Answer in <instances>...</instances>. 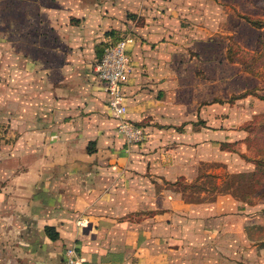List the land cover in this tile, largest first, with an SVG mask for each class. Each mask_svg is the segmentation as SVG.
Instances as JSON below:
<instances>
[{"label":"crops","instance_id":"obj_1","mask_svg":"<svg viewBox=\"0 0 264 264\" xmlns=\"http://www.w3.org/2000/svg\"><path fill=\"white\" fill-rule=\"evenodd\" d=\"M78 1L85 11L132 15L108 29L113 34L104 30L102 38L77 43L68 41L70 31L60 39L65 43L55 42L50 26V42L38 48L47 55L39 51L19 70L17 93L8 89L0 112V264H61L68 247L82 264H227L225 232L234 222L242 228L246 223L210 217L216 212L202 201H176L171 210L170 189L153 188V179L192 181L199 175L194 161L217 160L215 116L202 115L201 89L188 105L185 97L186 67L197 61L185 60L188 49H198L201 57L204 48L216 47V29L194 25L189 12L201 11L203 0ZM43 3L34 11L58 9V0ZM184 15L194 28L182 26ZM127 29L133 32V72L124 89L126 118L144 128L143 140L134 145L117 131L92 70L102 45ZM200 29L205 37L195 33ZM67 43L72 50L58 49ZM206 69L190 77L198 78V88L201 82L209 88L203 101L211 108L216 79ZM187 106L197 118H186ZM46 226L56 239L47 236Z\"/></svg>","mask_w":264,"mask_h":264},{"label":"rangeland","instance_id":"obj_2","mask_svg":"<svg viewBox=\"0 0 264 264\" xmlns=\"http://www.w3.org/2000/svg\"><path fill=\"white\" fill-rule=\"evenodd\" d=\"M44 4L43 0H0V112L2 101L9 95L8 89H14L17 93L19 70H23L24 65L28 66L27 61L32 58L38 59V52L43 53L38 48H43L45 43L50 42V26L57 31V36L53 39L55 42L65 43V40L60 39H65L64 33L70 31L72 38L68 41L77 43L84 39L91 41L103 37L104 30L119 26L118 21L132 15L128 11H85L83 8L87 5L78 0H58L57 11H34L36 6L43 7ZM201 8V11L189 12L195 14L194 25L203 29H216V47L212 45L211 48H204L201 57L196 53L197 48H194L197 49L195 52L188 49L185 60L188 62L189 57L194 59V56L203 64L201 68H198L196 60L194 64H187L185 97L188 105L197 90L201 89L203 98L200 107L204 109L202 115L207 119L215 116L212 123L214 129L218 130L217 160L199 163L194 161L199 175L192 181L183 177L169 182L153 179V188L156 193L170 189L171 210L176 201H202L204 205L211 206L212 213L216 212L210 217L222 214L227 215L231 222L238 219L244 221L246 225L243 228L239 220L231 225L230 231L225 232L229 233L225 237L226 241L221 242L226 248L225 263L264 264V100L261 99L264 98V27L255 28L243 18L247 16L264 21V0H203ZM100 15L102 18L98 17ZM188 18L191 17L184 15L181 24L192 29L193 24H190ZM105 19L106 24H103L102 20ZM99 20L102 21L100 24ZM106 31L104 33L110 30ZM195 33L200 37L207 34L202 29ZM125 35L133 38L130 29L117 30V34L107 43ZM78 45L76 48H84L83 44ZM68 47L73 49L69 44L58 49L64 51ZM228 53L236 61L231 62ZM44 55L47 53L44 52L41 57ZM24 57L27 59L26 64L23 62ZM20 58L22 62L19 61ZM205 68L207 72L210 68V73L216 79L212 84V91L216 90L217 99L211 108L204 106L206 101H203L204 97H209L206 95L209 88H205L204 82L198 88V78L190 77L192 72L201 76ZM241 94L248 96L245 99H241V96V100L235 101ZM187 108L189 111L186 118H197V113L190 111L193 107ZM196 124L202 125L201 120ZM195 126L193 124V128ZM226 137L230 141L220 142ZM140 214L146 215L147 211L137 213Z\"/></svg>","mask_w":264,"mask_h":264},{"label":"built area","instance_id":"obj_3","mask_svg":"<svg viewBox=\"0 0 264 264\" xmlns=\"http://www.w3.org/2000/svg\"><path fill=\"white\" fill-rule=\"evenodd\" d=\"M133 41L130 35L110 42L102 55L92 65L95 78L107 97L106 107L117 120L116 129L127 144H137L143 140L144 128L126 118L127 103L125 85L133 72V64L128 45ZM61 264H82L73 247L64 251Z\"/></svg>","mask_w":264,"mask_h":264},{"label":"trees","instance_id":"obj_4","mask_svg":"<svg viewBox=\"0 0 264 264\" xmlns=\"http://www.w3.org/2000/svg\"><path fill=\"white\" fill-rule=\"evenodd\" d=\"M243 18H244V19H245V20H246L251 26H253V27H255V28H263V27H264V21H263V20H260V19H251V18H249V17H247V16H243ZM107 34H113V31H109ZM119 39H121V37L113 39L112 42H115V41H117V40H119ZM108 44H109V43L106 42V43H104V44L102 45V48L100 49L101 51H100V53H99L97 59L100 58V56H101V54H102L104 48H105ZM228 58H229V60H230L231 62L236 61V59H233V58L230 57V53H228ZM242 94L244 95V93H242ZM242 94L239 95V96L236 97V98L241 97ZM248 94H249V93H248ZM261 99L264 100L263 97H261ZM137 125L143 127V125H141V124H137ZM45 233H46L47 236H49V238H51V239H56V238L58 237V234H57V233L54 231V229H53L52 227H50V226H46V227H45Z\"/></svg>","mask_w":264,"mask_h":264}]
</instances>
